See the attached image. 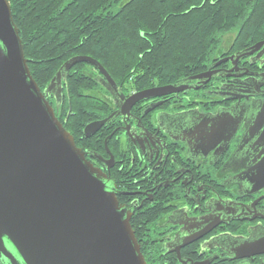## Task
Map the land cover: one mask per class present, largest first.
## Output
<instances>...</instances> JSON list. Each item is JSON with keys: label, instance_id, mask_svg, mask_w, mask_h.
Returning <instances> with one entry per match:
<instances>
[{"label": "flooded vegetation", "instance_id": "obj_1", "mask_svg": "<svg viewBox=\"0 0 264 264\" xmlns=\"http://www.w3.org/2000/svg\"><path fill=\"white\" fill-rule=\"evenodd\" d=\"M262 43L225 36L199 73L209 71L208 80L189 77L187 90L140 100L126 115L88 65L102 114L78 124L81 133L67 132L131 213L146 264H264ZM155 87L120 89L129 98Z\"/></svg>", "mask_w": 264, "mask_h": 264}, {"label": "water", "instance_id": "obj_2", "mask_svg": "<svg viewBox=\"0 0 264 264\" xmlns=\"http://www.w3.org/2000/svg\"><path fill=\"white\" fill-rule=\"evenodd\" d=\"M81 63L99 71L106 90L123 102V115L140 100L188 88L185 79L125 98L97 61L76 56L66 61L41 91L30 74L9 3L0 0L3 264H146L130 226L131 213L118 204L106 176L85 161L47 100L52 96L56 103L61 101L62 82ZM209 75L207 71L189 80H208ZM109 119L88 124L84 136L95 134Z\"/></svg>", "mask_w": 264, "mask_h": 264}, {"label": "trees", "instance_id": "obj_3", "mask_svg": "<svg viewBox=\"0 0 264 264\" xmlns=\"http://www.w3.org/2000/svg\"><path fill=\"white\" fill-rule=\"evenodd\" d=\"M7 1L41 91L76 56L100 63L119 88L138 91L201 73L227 35L237 44L264 38V0ZM95 86L88 65L77 64L62 82V103L47 99L72 135L102 114L92 102Z\"/></svg>", "mask_w": 264, "mask_h": 264}]
</instances>
